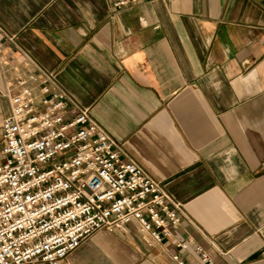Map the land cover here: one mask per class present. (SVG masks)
Returning <instances> with one entry per match:
<instances>
[{
  "label": "crops",
  "instance_id": "1",
  "mask_svg": "<svg viewBox=\"0 0 264 264\" xmlns=\"http://www.w3.org/2000/svg\"><path fill=\"white\" fill-rule=\"evenodd\" d=\"M30 75H52L164 185L183 208L177 240L208 264H264L261 3L0 0V142L5 89ZM195 244L157 245L130 226L94 234L66 264H204Z\"/></svg>",
  "mask_w": 264,
  "mask_h": 264
},
{
  "label": "built area",
  "instance_id": "2",
  "mask_svg": "<svg viewBox=\"0 0 264 264\" xmlns=\"http://www.w3.org/2000/svg\"><path fill=\"white\" fill-rule=\"evenodd\" d=\"M107 1L120 11L156 0ZM40 80L17 77L3 94L9 114L0 142V264H66L94 234L130 226L157 245L171 241L187 251L195 244L176 239L183 208L164 185L57 88L52 75ZM194 251L211 262L200 245ZM172 259L184 264L179 254Z\"/></svg>",
  "mask_w": 264,
  "mask_h": 264
}]
</instances>
